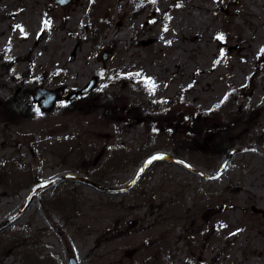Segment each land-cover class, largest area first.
I'll use <instances>...</instances> for the list:
<instances>
[{"label":"rangeland","instance_id":"rangeland-1","mask_svg":"<svg viewBox=\"0 0 264 264\" xmlns=\"http://www.w3.org/2000/svg\"><path fill=\"white\" fill-rule=\"evenodd\" d=\"M166 2L0 3V264H264V0Z\"/></svg>","mask_w":264,"mask_h":264},{"label":"bare ground","instance_id":"bare-ground-1","mask_svg":"<svg viewBox=\"0 0 264 264\" xmlns=\"http://www.w3.org/2000/svg\"><path fill=\"white\" fill-rule=\"evenodd\" d=\"M12 0H0V3L1 4H8L10 3ZM158 2V7L160 9H164L167 5V2L166 0H157ZM199 8V9H198ZM209 6H202L200 4H192L191 5V9H193L194 11L190 10V8L188 10L191 11V15L189 18H186L187 22H186V26L188 28H190L191 30H196L197 28H199L200 25L202 24H205L206 26H210L212 30H217V24L214 23L212 21V19H209L208 16L204 14V12H206L208 10ZM198 9V10H197ZM31 16V19H32V25L34 26V29L38 28V26L46 21L44 19H47V18H50L53 17V18H56V15L54 13H50L49 11H46V9L44 8L43 11L41 12H34L32 13V15L30 14ZM180 16H182V12L180 13ZM27 19H29V16H26ZM82 16L80 14H76L74 13L73 16L70 18V20H68V23H65V25L69 26L68 24H74L75 22H80ZM182 19V18H181ZM47 23L49 24L50 22L47 21ZM58 27H61L62 26V22L57 24ZM181 26L180 22H178L175 26V29H179ZM4 30V26H3V23L0 22V33H2V31ZM62 31L59 32V31H56L52 34V38L54 40L58 39L61 37L62 35ZM100 38V37H99ZM107 39L111 42H116L118 37L114 36V35H108L107 36ZM256 41V39H255ZM264 43V40H260L259 42V45H263ZM248 47L251 48V45H247ZM70 49H72L71 51H69V53L67 54L64 62H68V61H73L74 64H76V52L78 50V47L77 45H70ZM214 50V44L212 42L209 43V51L212 52ZM30 53L31 51H29L28 53L25 54V57L26 58H29L30 57ZM212 54V53H211ZM38 55V54H36ZM209 57H210V54H209ZM92 67L95 68V65L92 64ZM101 67L100 68H97L96 69V73H99L101 71ZM2 87H5L4 84H1ZM220 94V93H219ZM231 96L234 97V95H232V93H230ZM1 97H3L2 95H0ZM249 96H247L246 98L243 99V102L242 104L244 105V103H246L245 101L248 99ZM219 99H221V95L219 97H217ZM216 98V99H217ZM228 99V96H226V98L224 99V97L220 100V104L222 102V104ZM188 107H191L190 105ZM198 113V112H197ZM147 114L148 115H156V116H159L161 113L156 111V112H151V111H147ZM199 114V113H198ZM234 126V125H232ZM234 128V127H233ZM235 128H238V125L235 126ZM230 143V142H229ZM242 149H251V147L249 145H246L244 147H235L234 149H232L230 152L231 154L233 155H236L238 153H241L242 152ZM260 153L258 152L257 153V160L259 158V155ZM239 187V186H238ZM248 187V186H247ZM256 188V187H255ZM24 206V203H20L19 205H17L16 207L12 208L10 211L7 212L6 215L4 216H1L0 215V224H2L6 219H9L11 220L13 223H19L21 218H19V220L17 221L15 218L19 215V212L20 210L22 209V207ZM15 220V221H13Z\"/></svg>","mask_w":264,"mask_h":264},{"label":"water","instance_id":"water-1","mask_svg":"<svg viewBox=\"0 0 264 264\" xmlns=\"http://www.w3.org/2000/svg\"><path fill=\"white\" fill-rule=\"evenodd\" d=\"M55 2L62 6L66 7L69 3L72 2V0H55ZM106 57V54L104 55ZM96 82V77L91 78L89 83L82 88V92H85L92 88ZM59 98L57 95L56 90H50L48 88L44 87H37L34 91V100L38 102L39 106L43 110H47L51 108L54 104L55 101ZM126 188L125 187H120V188H111L109 189L110 193H120L123 192ZM71 264H77L76 259L74 257H71Z\"/></svg>","mask_w":264,"mask_h":264},{"label":"snow or ice","instance_id":"snow-or-ice-1","mask_svg":"<svg viewBox=\"0 0 264 264\" xmlns=\"http://www.w3.org/2000/svg\"><path fill=\"white\" fill-rule=\"evenodd\" d=\"M218 39H223V37L222 36H220V37H217ZM156 158H158V157H154V159H156Z\"/></svg>","mask_w":264,"mask_h":264}]
</instances>
